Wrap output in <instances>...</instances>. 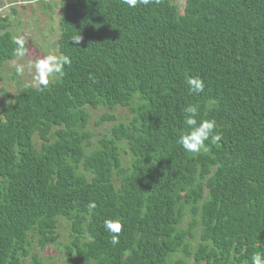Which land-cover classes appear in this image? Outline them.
<instances>
[{"label": "trees", "instance_id": "16d2710c", "mask_svg": "<svg viewBox=\"0 0 264 264\" xmlns=\"http://www.w3.org/2000/svg\"><path fill=\"white\" fill-rule=\"evenodd\" d=\"M180 1L61 3L55 45L71 65L44 88H0V264H40L34 246L59 244L62 221L65 264H251L264 252V0ZM8 25L0 17V81L17 56ZM188 104L222 135L207 151L177 143ZM108 218L122 224L116 246Z\"/></svg>", "mask_w": 264, "mask_h": 264}, {"label": "rangeland", "instance_id": "374dc122", "mask_svg": "<svg viewBox=\"0 0 264 264\" xmlns=\"http://www.w3.org/2000/svg\"><path fill=\"white\" fill-rule=\"evenodd\" d=\"M66 1L68 0H0V17L6 16L9 22L5 30L11 32L16 40L27 45L24 56H16L3 65L0 88L5 89V93L13 94L21 85H36L35 62L50 54L57 56L55 41L58 37V9L59 5ZM174 1L182 7L180 0ZM12 9H15V12ZM2 31L0 30V33ZM18 66H22L23 70L18 72ZM1 94L0 91V104H5L8 100L3 99ZM115 112L123 114L125 110L118 108ZM100 114L101 111H92V119L89 121L95 133L109 126L106 122L97 127L93 125V121ZM65 232L66 223L62 221L57 229L59 244L56 242L42 250L34 246L33 251L37 253V258L41 259L40 264H65V255L61 245L67 241L64 238L66 237ZM188 264L192 263L188 260Z\"/></svg>", "mask_w": 264, "mask_h": 264}, {"label": "clouds", "instance_id": "9594fccd", "mask_svg": "<svg viewBox=\"0 0 264 264\" xmlns=\"http://www.w3.org/2000/svg\"><path fill=\"white\" fill-rule=\"evenodd\" d=\"M154 0H122V3L130 9H135L138 5L148 6ZM158 2V0H156ZM81 36L74 37L71 42L79 43ZM18 47L14 50L17 56H24L25 49L23 44L17 40ZM72 59L67 55H47L35 62V79L42 87H47L49 77L63 76L65 66H69ZM22 66L17 67V71H22ZM188 90L195 95L205 90V83L199 76L189 77L186 80ZM200 107L198 104H188L183 108V123L185 130L178 136L177 143L188 153H199L201 150L207 151L209 145H215L222 139V135L216 131L217 123L214 119H198ZM207 142V143H206ZM90 208L95 204H90ZM104 230L109 234V243L116 246L120 242L119 234L122 224L117 219L108 218L103 222ZM251 264H264V252H257L251 256Z\"/></svg>", "mask_w": 264, "mask_h": 264}, {"label": "crops", "instance_id": "0c3cea01", "mask_svg": "<svg viewBox=\"0 0 264 264\" xmlns=\"http://www.w3.org/2000/svg\"><path fill=\"white\" fill-rule=\"evenodd\" d=\"M30 2V1H29Z\"/></svg>", "mask_w": 264, "mask_h": 264}]
</instances>
